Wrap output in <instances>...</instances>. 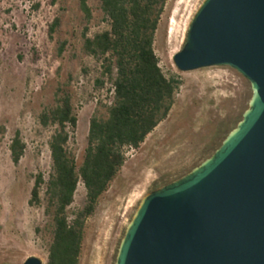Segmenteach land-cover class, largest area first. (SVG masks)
I'll use <instances>...</instances> for the list:
<instances>
[{
	"label": "rangeland",
	"instance_id": "obj_1",
	"mask_svg": "<svg viewBox=\"0 0 264 264\" xmlns=\"http://www.w3.org/2000/svg\"><path fill=\"white\" fill-rule=\"evenodd\" d=\"M202 0H166L153 40L165 76L179 84L164 120L125 160L84 223L78 264H112L124 226L146 193L188 172L208 157L239 120L250 96L248 82L226 66L180 72L171 56L184 40L187 24ZM92 19L85 24L76 0H0V264H22L27 257L44 264L51 239L44 185L38 204L28 206L33 176L50 173L47 143L54 126L42 127L39 113L54 105L53 93H67L76 127L67 149L78 167L91 115L104 118L110 84L94 86L99 64L83 53L81 31L92 36L107 28L96 0H88ZM57 17L51 38L47 26ZM63 42L60 54L59 43ZM17 132L24 144L14 165L8 145ZM84 196L78 182L66 212L70 218Z\"/></svg>",
	"mask_w": 264,
	"mask_h": 264
},
{
	"label": "water",
	"instance_id": "obj_2",
	"mask_svg": "<svg viewBox=\"0 0 264 264\" xmlns=\"http://www.w3.org/2000/svg\"><path fill=\"white\" fill-rule=\"evenodd\" d=\"M171 62L231 68L250 96L208 157L139 199L112 264H264V0H202Z\"/></svg>",
	"mask_w": 264,
	"mask_h": 264
},
{
	"label": "trees",
	"instance_id": "obj_3",
	"mask_svg": "<svg viewBox=\"0 0 264 264\" xmlns=\"http://www.w3.org/2000/svg\"><path fill=\"white\" fill-rule=\"evenodd\" d=\"M83 21L91 19L88 0H76ZM107 28L88 37L81 31L82 51L99 64V77L94 86L110 84L111 102L105 117L91 115L87 122L85 147L81 162L75 166L67 144L76 127L70 98L56 88L54 105L38 115L42 127L54 126L47 147L50 173L43 182L33 176L27 205L38 204V188L44 185L45 211L51 218V239L44 264H78L84 223L95 209L97 200L120 170L126 151L136 150L153 129L166 118L178 87V80L165 76L153 52L154 33L166 0H96ZM59 19L47 26V37L55 32ZM63 42L59 43V55ZM24 144L15 132L8 145L9 158L16 164ZM84 196L69 218L77 184Z\"/></svg>",
	"mask_w": 264,
	"mask_h": 264
}]
</instances>
